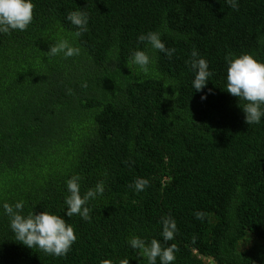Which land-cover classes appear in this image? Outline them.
Returning a JSON list of instances; mask_svg holds the SVG:
<instances>
[{
  "label": "trees",
  "instance_id": "obj_1",
  "mask_svg": "<svg viewBox=\"0 0 264 264\" xmlns=\"http://www.w3.org/2000/svg\"><path fill=\"white\" fill-rule=\"evenodd\" d=\"M32 2L26 31L0 33V264H148L129 241L164 244L168 216L173 264H264V117L244 122L225 60L264 62V0H237L238 10L227 0ZM72 11L88 16L80 37ZM148 32L176 49L171 59L138 41ZM61 39L80 54L48 57ZM193 49L213 73L201 91L186 63ZM138 50L152 59L147 73L131 63ZM75 175L81 196L104 182L90 221L65 214ZM137 178L150 182L144 191ZM19 201L25 216L47 211L74 228L66 257L16 240L3 204Z\"/></svg>",
  "mask_w": 264,
  "mask_h": 264
},
{
  "label": "clouds",
  "instance_id": "obj_2",
  "mask_svg": "<svg viewBox=\"0 0 264 264\" xmlns=\"http://www.w3.org/2000/svg\"><path fill=\"white\" fill-rule=\"evenodd\" d=\"M227 3L234 10H238L237 0H227ZM34 16L35 4L32 0H0V33L10 35L12 31H26L33 22ZM67 20L78 28V31L75 32L76 37H80L88 31L86 13L82 11L69 12ZM138 41L147 42L153 49L165 53L169 59L176 51L175 48H166L159 32L140 35ZM80 51L79 47L72 46L68 40L61 39L55 45H50V51L46 54L48 57L63 54V57L67 59L78 56ZM225 60L228 64L226 91L231 96L245 101L242 108L239 106L245 115L244 122L248 125L259 124L261 118L264 117V62L258 61L250 54H242L236 58H233L232 54H228L225 56ZM131 63L138 65L144 73H147L152 59L145 51L138 50L132 54ZM186 63L195 72L194 89L201 91L209 82V77L213 75L209 71L208 62L200 58L198 52L193 49L191 59ZM209 91L211 92V90ZM201 99H206V97H201ZM80 179V176L75 175L66 182L70 194L65 199L67 205L65 214L69 218L79 215L85 221H90L91 209L86 205L90 199L103 195L105 186L103 181H99L93 189L87 190L81 196ZM149 183L147 179L137 178L132 187L137 192H141L149 186ZM3 209L10 218V228L15 234L16 240L30 249L38 248L47 255L66 257L77 240L74 228L59 215L42 211L39 214L30 212L25 216L22 214L23 201L14 205L4 203ZM206 215L203 212L195 213L196 218L201 220ZM161 223L164 244L157 239H152L148 244L139 237H132L129 241L134 250H139L147 258L148 264H156L157 258H159L160 264H173L176 259L175 253L179 251L176 244H167L168 241L174 239L178 232L175 220L168 216L163 218ZM192 242H196L195 236H193ZM101 264H112V261L102 260ZM119 264H129V260L123 259Z\"/></svg>",
  "mask_w": 264,
  "mask_h": 264
},
{
  "label": "rangeland",
  "instance_id": "obj_3",
  "mask_svg": "<svg viewBox=\"0 0 264 264\" xmlns=\"http://www.w3.org/2000/svg\"><path fill=\"white\" fill-rule=\"evenodd\" d=\"M248 246H249V244L245 245L246 248H247ZM203 260H204L205 263L212 264V262L209 261V260L206 259V258H203Z\"/></svg>",
  "mask_w": 264,
  "mask_h": 264
}]
</instances>
